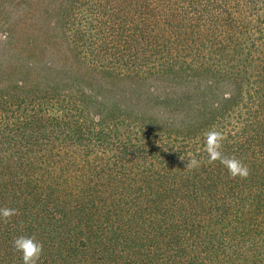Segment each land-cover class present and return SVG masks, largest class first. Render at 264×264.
Returning <instances> with one entry per match:
<instances>
[{
  "label": "trees",
  "instance_id": "16d2710c",
  "mask_svg": "<svg viewBox=\"0 0 264 264\" xmlns=\"http://www.w3.org/2000/svg\"><path fill=\"white\" fill-rule=\"evenodd\" d=\"M0 208V264H264V0H0Z\"/></svg>",
  "mask_w": 264,
  "mask_h": 264
},
{
  "label": "clouds",
  "instance_id": "9594fccd",
  "mask_svg": "<svg viewBox=\"0 0 264 264\" xmlns=\"http://www.w3.org/2000/svg\"><path fill=\"white\" fill-rule=\"evenodd\" d=\"M215 136L216 134H210ZM210 159H219L229 170L232 176L246 177L249 174L248 167L235 157H228L219 151V145L215 142L209 146ZM216 154L213 155L212 153ZM187 167L196 166L198 161L195 159L187 160ZM17 214L13 208H0V219H10ZM12 247L14 251L21 254L22 264H40L44 254V243L34 235L20 234L13 238Z\"/></svg>",
  "mask_w": 264,
  "mask_h": 264
},
{
  "label": "rangeland",
  "instance_id": "374dc122",
  "mask_svg": "<svg viewBox=\"0 0 264 264\" xmlns=\"http://www.w3.org/2000/svg\"><path fill=\"white\" fill-rule=\"evenodd\" d=\"M47 6H48L47 2H40L39 3V9H40V11L43 13V11L46 10V7ZM62 56H65V54L63 53ZM67 62H68L69 65H73L72 62L70 61V59L68 57H67ZM116 86H118V85H116Z\"/></svg>",
  "mask_w": 264,
  "mask_h": 264
}]
</instances>
